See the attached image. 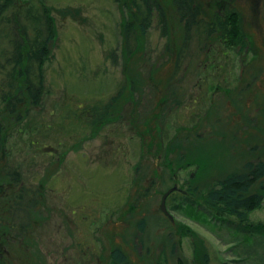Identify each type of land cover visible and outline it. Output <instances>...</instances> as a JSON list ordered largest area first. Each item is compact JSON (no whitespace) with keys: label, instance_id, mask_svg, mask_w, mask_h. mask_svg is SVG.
I'll use <instances>...</instances> for the list:
<instances>
[{"label":"rangeland","instance_id":"1","mask_svg":"<svg viewBox=\"0 0 264 264\" xmlns=\"http://www.w3.org/2000/svg\"><path fill=\"white\" fill-rule=\"evenodd\" d=\"M147 1L17 0L4 15L0 83L11 70L14 17L19 22L32 7L51 10L56 41L46 64L50 92L33 125L24 121L23 133H14L0 98V124L9 125L0 155V264H88L86 257L92 264H126L114 259L117 249L129 264H205V248L211 264L235 261L222 233L185 208L187 197L206 202L205 194H188L190 187L204 192L208 183L264 159V0H234L249 43L245 51L228 50L224 58L225 46L213 40L187 63L189 82L174 85L185 26L174 0ZM205 8L209 20L219 10L214 0ZM128 24L136 32L130 42ZM209 51L218 62L201 64ZM199 64L211 79L196 90L191 79ZM88 101L109 105L94 128L72 121L71 111ZM41 147L49 148L44 154ZM12 164L22 165L29 186L47 188L46 205L34 208L30 219L10 199ZM175 186L188 195L168 198L171 220L160 209ZM250 221L264 223V206ZM21 222L27 226L19 236ZM11 235L16 243L8 244Z\"/></svg>","mask_w":264,"mask_h":264},{"label":"trees","instance_id":"2","mask_svg":"<svg viewBox=\"0 0 264 264\" xmlns=\"http://www.w3.org/2000/svg\"><path fill=\"white\" fill-rule=\"evenodd\" d=\"M143 1L149 3L147 0ZM216 1L214 0V2ZM234 2V0H227L225 7L216 11L214 18L209 20L204 13L208 0H174L180 21L185 26V41L179 51L175 74L170 80L173 85L184 81L189 82L186 75L189 67L187 63H191L193 59H199V52L208 50L213 40L225 46L226 50L222 53L224 58L228 55L226 53L228 50L239 48V51H245L247 49L249 43L242 27L241 13L232 6L231 3L234 4ZM15 5L17 6V0H0V23L5 21L4 15ZM50 12L51 10L45 8L34 9L32 7L24 13V16L21 15L19 22L14 17L12 33L16 40H12L14 50L11 57H7L11 70L5 74L6 78L0 83V98L5 104L3 116H6L5 120L7 121L12 119L10 124L14 133H23L21 126L24 121L27 122V126H31L30 124L33 123L31 117L34 111L38 110L37 113H40L44 99L50 92L46 86V64L51 59L52 45L56 41V23ZM159 12L164 26V34H167L168 24L165 14L161 9ZM148 19H146V25H148ZM126 36L129 42L135 40L134 24L127 25ZM132 37L134 40H131ZM130 50L132 52L133 47ZM211 51L208 52L209 58L203 60L201 64L209 65L218 62L216 57L211 56ZM184 60L185 70L182 69ZM217 67L222 70L219 65L215 66V68ZM205 70L206 75L203 77L202 72L205 73ZM208 70L209 68L200 66L195 77L191 79L192 83H195L196 90L211 79V76L207 75ZM184 72L185 78L182 74ZM222 78L225 79V75H222ZM173 88V92H176L177 89L181 90L179 86ZM211 90L212 87L209 88V91ZM173 96L175 98V95ZM108 108L109 105L102 101L82 103L78 107L76 106L74 111H71L72 121L76 122L75 125L82 124L87 128H94L97 123L108 116ZM6 124L8 123L0 124V155L4 152L2 150L3 138L6 135L4 132L9 130V125ZM41 128L43 131L46 130V126L42 125ZM34 144L32 143V146ZM58 147H62V142H58ZM48 148L41 147L40 150ZM54 153H58V149H55ZM180 162L182 164L183 160ZM7 173L11 180L9 188L13 189L10 199L15 206L17 204L24 209L23 219H30V215L34 212L37 215V209L34 210V208L46 205L47 188L42 190L37 185L29 186L25 177L26 171L22 165L12 164ZM206 186L204 192L202 188L195 186L187 190L188 194L195 198L203 197L205 194L204 199L206 200L205 203L197 205V201L193 202L187 197V200L191 201L185 208L188 216L195 218L210 230L222 233L223 236L219 235L220 241L223 245L231 247L230 252L235 258L233 264H264V223L250 221V215L264 206V159L261 158L246 164L245 167L215 181V183H208ZM177 192L185 196L188 195L187 192L183 193L179 189L169 198ZM13 210L16 211L17 207L11 208V212L14 214ZM15 224L14 220L13 227ZM26 226L27 224L24 222L18 225L16 229L19 236L24 234ZM113 257L115 260H124V263L129 264L128 257L121 249L115 250ZM203 261L205 264H211L207 248L204 250Z\"/></svg>","mask_w":264,"mask_h":264},{"label":"flooded vegetation","instance_id":"3","mask_svg":"<svg viewBox=\"0 0 264 264\" xmlns=\"http://www.w3.org/2000/svg\"><path fill=\"white\" fill-rule=\"evenodd\" d=\"M227 3V0H217L216 2H215V4L218 6V8H219V10H221V9H223L224 7H225V4ZM232 4V6L233 7H235L236 8V5H234L233 3H231ZM237 9V8H236ZM14 241L13 243H16V240H15V237L13 236V235H11L9 238H8V244H9V242L10 241ZM13 243H11L10 244V247L12 246L13 247ZM85 255H87V253H86V249H85V251L83 252ZM7 254H9V252L7 251ZM87 259H88V261H89V263L88 264H92V259L91 258H88V257H86ZM75 264H78V263H75ZM79 264H81V263H79Z\"/></svg>","mask_w":264,"mask_h":264},{"label":"water","instance_id":"4","mask_svg":"<svg viewBox=\"0 0 264 264\" xmlns=\"http://www.w3.org/2000/svg\"><path fill=\"white\" fill-rule=\"evenodd\" d=\"M179 188L177 186H175L174 188L170 189L168 192L165 193V195L163 196V199H162V204H161V211L166 215L168 216L171 220H172V217L171 215L169 214L168 210H167V206H166V203H167V200L168 198L170 197V195L176 191H178ZM185 193V192H183Z\"/></svg>","mask_w":264,"mask_h":264}]
</instances>
